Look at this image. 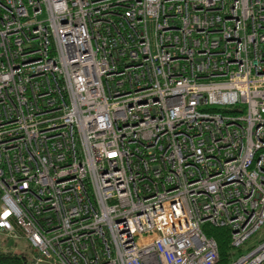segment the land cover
<instances>
[{
    "label": "built area",
    "instance_id": "obj_1",
    "mask_svg": "<svg viewBox=\"0 0 264 264\" xmlns=\"http://www.w3.org/2000/svg\"><path fill=\"white\" fill-rule=\"evenodd\" d=\"M264 264V0H0V231L30 264Z\"/></svg>",
    "mask_w": 264,
    "mask_h": 264
},
{
    "label": "trees",
    "instance_id": "obj_2",
    "mask_svg": "<svg viewBox=\"0 0 264 264\" xmlns=\"http://www.w3.org/2000/svg\"><path fill=\"white\" fill-rule=\"evenodd\" d=\"M204 230L206 234L213 238L219 250V263L228 264L232 256L235 254L232 251L230 244V229L213 227L210 224H205ZM264 235V227L262 233ZM31 257L25 251L15 253L11 249H0V264H30Z\"/></svg>",
    "mask_w": 264,
    "mask_h": 264
},
{
    "label": "rangeland",
    "instance_id": "obj_3",
    "mask_svg": "<svg viewBox=\"0 0 264 264\" xmlns=\"http://www.w3.org/2000/svg\"><path fill=\"white\" fill-rule=\"evenodd\" d=\"M264 239V235L260 234L254 236L243 248L241 253H246L254 245H257L259 241ZM0 249H11L15 253H20L25 251L27 254H30V247L28 243L21 238L20 236H11L0 231ZM31 256L33 253L30 254Z\"/></svg>",
    "mask_w": 264,
    "mask_h": 264
}]
</instances>
